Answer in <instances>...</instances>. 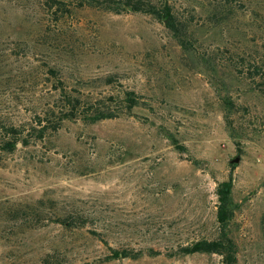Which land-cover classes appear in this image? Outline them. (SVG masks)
Listing matches in <instances>:
<instances>
[{"label":"rangeland","instance_id":"374dc122","mask_svg":"<svg viewBox=\"0 0 264 264\" xmlns=\"http://www.w3.org/2000/svg\"><path fill=\"white\" fill-rule=\"evenodd\" d=\"M56 1L0 0V264H222L178 252L218 238L228 180L236 264H264V0H166L182 43L153 15ZM61 87L114 117L38 138ZM6 126L27 144L6 150Z\"/></svg>","mask_w":264,"mask_h":264},{"label":"trees","instance_id":"16d2710c","mask_svg":"<svg viewBox=\"0 0 264 264\" xmlns=\"http://www.w3.org/2000/svg\"><path fill=\"white\" fill-rule=\"evenodd\" d=\"M52 3L58 5V9L61 8V2L56 0H51ZM83 3L97 6H102L103 9H110L116 13L121 10H131L132 12H140L144 14L153 15L158 19L164 26L171 31V33L178 38L182 43V30L185 29L186 25L182 24L178 17L173 13L172 7L164 0L159 5H155L147 0H81ZM53 73V71H51ZM55 75V73H53ZM109 84L114 80L113 78L107 79ZM59 91L60 101L63 102L59 109L60 115H56L54 110H49L43 117H38L37 121L31 126V130L38 135V138H42V135L46 130L51 128L56 131L60 123L63 120H77L84 119L90 122H98L104 119H111L114 117L113 112L110 107L98 108L92 113L89 110L92 108V104L82 105V100L79 96L71 94L66 89L61 87ZM130 93H126L124 100L128 103V109L132 108L136 104V99L132 97ZM113 101V98H110ZM115 101H113L114 103ZM4 135L2 146L6 150H13L14 141L19 140L21 144L26 145L28 139H19V130L14 129L11 126L3 127ZM234 167V165H231ZM231 192H232V182L230 180L221 182L217 185L216 196H217V212L216 221L219 225V236L214 240H201L196 241L188 246L182 247L179 250L181 255H193L199 253L205 254H216L221 257L222 264H236L237 263V245L235 241L229 236L227 229L228 225L233 217V210L231 208ZM52 202V201H50ZM57 223L64 226H71L70 218L59 216L57 218ZM133 253L129 251H114V258L129 257L135 258Z\"/></svg>","mask_w":264,"mask_h":264},{"label":"water","instance_id":"95a60500","mask_svg":"<svg viewBox=\"0 0 264 264\" xmlns=\"http://www.w3.org/2000/svg\"><path fill=\"white\" fill-rule=\"evenodd\" d=\"M18 147H20V144L18 145ZM238 162V158H234V159H232L231 161H230V163L232 164V163H237Z\"/></svg>","mask_w":264,"mask_h":264}]
</instances>
